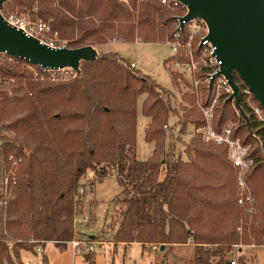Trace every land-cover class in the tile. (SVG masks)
<instances>
[{
    "label": "trees",
    "instance_id": "1",
    "mask_svg": "<svg viewBox=\"0 0 264 264\" xmlns=\"http://www.w3.org/2000/svg\"><path fill=\"white\" fill-rule=\"evenodd\" d=\"M9 2L26 6L35 19L50 21L70 48L98 47L115 39L167 41L177 29L176 12L159 0H130V5L121 0ZM6 56L10 59L0 63L7 78L0 88V126L6 129L0 134V264H26L22 253L38 255L37 247L45 249L48 242L66 247L85 207L86 196L79 195L82 178L105 164L116 169L122 187L113 200L114 242L140 243L149 250L157 246L161 252L189 244L193 264H230L241 242L264 245V124L244 98L249 125L224 99L215 105L212 125L222 132L233 121V137L251 144L256 155L248 174L257 201L251 224L238 202L228 146L195 132L206 125L195 104L182 105L184 114L170 124L180 111L172 104L173 93L115 52L83 61L81 72L67 81H52L43 67ZM171 73L180 86V74ZM235 78L242 89L247 86L237 73ZM140 97L142 112L151 119L145 139L154 144L145 158L137 151ZM210 98L207 94L206 104ZM189 125L194 134L185 143L184 161L176 154L175 140H181ZM100 174L105 176L106 170ZM96 204L92 199V214ZM85 257L94 264L93 253ZM241 259L236 264H246ZM42 260L48 262L46 252Z\"/></svg>",
    "mask_w": 264,
    "mask_h": 264
},
{
    "label": "rangeland",
    "instance_id": "2",
    "mask_svg": "<svg viewBox=\"0 0 264 264\" xmlns=\"http://www.w3.org/2000/svg\"><path fill=\"white\" fill-rule=\"evenodd\" d=\"M9 1L6 2V10L8 12L31 14L26 6L11 4ZM34 10L37 11V7ZM58 37L59 41H68L61 38L60 35ZM96 48L102 55L106 52H115L127 61L134 62L137 70L149 75L163 88L173 93L172 104L180 108V111L178 113L179 116L172 115L170 117V124L175 125L182 117V114H184L182 105L188 108L193 104L196 106V96L192 95L189 89L188 76L181 73L183 76L180 75L182 80L178 87L173 81L171 73V71H174L171 66L173 50L167 41L110 40L109 43L98 45ZM168 59H170L169 62H166ZM72 77L74 76L55 81H67ZM189 94L194 96L195 101L193 103L188 98ZM142 106L143 97H140L138 100L137 151L141 157L145 158L152 153L154 144L148 143L145 139L146 127L151 119L143 114ZM0 134H6V129L2 126H0ZM193 134V125H189L187 132L182 135L179 133V128L176 132V138L181 135V140H175L177 146L176 154L184 161L188 160L185 143L188 144L191 141ZM167 142H169V139ZM103 168L106 170L105 176L100 174ZM92 184H94L93 191L89 192ZM82 185L84 193L79 195L85 194V207L83 213L76 217L75 239L85 240L89 244H93L95 251L90 252L84 244L76 251L72 244L69 243L66 247H59L54 242H48L46 244L47 263L43 262L41 254L34 255L31 252L22 253V258L25 262L31 261L33 264H91L86 260L85 255L93 253L94 264H193L194 250L193 246L189 244L170 246L167 252H161L159 250H149L148 247L144 249L140 243L126 246L113 241L114 219L117 210L113 200L121 193L122 187L116 176V169L111 164H105L103 167L98 166L95 170H89L86 176L82 178ZM92 199L97 201L93 214L91 211ZM91 217L93 218L92 221ZM252 243H242L240 249H236L234 259L237 262L240 263L243 257V261L246 264H264V245L254 246Z\"/></svg>",
    "mask_w": 264,
    "mask_h": 264
},
{
    "label": "built area",
    "instance_id": "3",
    "mask_svg": "<svg viewBox=\"0 0 264 264\" xmlns=\"http://www.w3.org/2000/svg\"><path fill=\"white\" fill-rule=\"evenodd\" d=\"M121 1L130 5V0ZM159 1L162 5L175 11L177 15L175 20L177 29L173 33V37L167 40V43L171 45L173 50L171 60L172 70L176 73L179 71L180 73L178 72V74L180 75L183 73L188 76V86L191 93L196 96V106L206 119V125L196 128L195 132L202 134L207 141H213L219 145L228 146V158L236 167V180L239 193L238 202L244 207L249 218V224H251L257 213V201L248 181V174L256 162V155L252 152L251 144H244L240 138L233 137V127L235 124L233 121H229L222 132L216 131L212 125L215 105L221 99L230 101L236 114L238 116H243L236 106L234 89L229 79L221 73L223 61L216 54L217 47L208 38L209 28L204 19L199 17L189 20L184 19L189 9L180 0ZM0 12L10 25L23 29L26 34L37 37L50 46H63L67 43V41H59L58 31L53 29L49 21L35 19L31 14L8 12L6 10V3L4 7L0 9ZM115 40L117 41V39ZM6 54L7 53L0 52V63L10 59ZM131 65L136 66L134 62H132ZM43 69L50 74L52 80L68 79L69 76H75L77 74L72 68L59 70ZM6 82L7 78L0 69V88ZM207 94L211 95L209 104H206L205 101ZM240 95L241 100L244 98L246 106H248L258 120L264 124V107L255 98L250 89L247 86L243 89L241 88ZM170 127L171 125L169 124L165 125V130L169 132ZM79 193H84V188L81 187ZM239 232L241 234L243 233L242 226L239 227ZM69 244H72L76 251H78L83 244L90 252L95 251V246L89 244L85 240L80 241L74 238ZM253 245L256 246L255 244ZM239 246H242V243H240ZM239 246L236 245V247ZM153 249L156 250L157 246H154ZM37 252L38 255L41 254L42 257L45 249L42 246H38ZM26 264L33 263L27 261ZM230 264H236V260L231 261Z\"/></svg>",
    "mask_w": 264,
    "mask_h": 264
},
{
    "label": "water",
    "instance_id": "4",
    "mask_svg": "<svg viewBox=\"0 0 264 264\" xmlns=\"http://www.w3.org/2000/svg\"><path fill=\"white\" fill-rule=\"evenodd\" d=\"M7 1L0 0V9ZM180 1L189 9L184 19L199 17L206 21L208 38L217 47L216 54L223 61L221 73L229 79L236 106L249 125L250 119L241 106V88L235 73L264 107V0ZM0 52L43 68H72L77 73L81 72L83 61H94L103 56L93 45L78 48L50 46L10 25L1 12ZM164 248L162 245L161 249Z\"/></svg>",
    "mask_w": 264,
    "mask_h": 264
},
{
    "label": "crops",
    "instance_id": "5",
    "mask_svg": "<svg viewBox=\"0 0 264 264\" xmlns=\"http://www.w3.org/2000/svg\"><path fill=\"white\" fill-rule=\"evenodd\" d=\"M136 65V64H135ZM45 252H46V247H45Z\"/></svg>",
    "mask_w": 264,
    "mask_h": 264
}]
</instances>
